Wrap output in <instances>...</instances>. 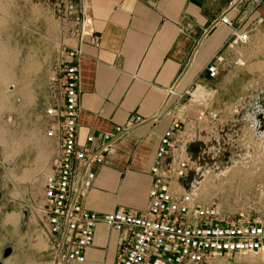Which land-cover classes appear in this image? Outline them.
<instances>
[{"label": "crops", "instance_id": "1", "mask_svg": "<svg viewBox=\"0 0 264 264\" xmlns=\"http://www.w3.org/2000/svg\"><path fill=\"white\" fill-rule=\"evenodd\" d=\"M63 2L73 8L77 26L64 34L62 45L63 60L70 49L79 50L73 60L79 141L84 144L93 135L91 149L96 150L103 134L127 128L103 155L82 207L99 214L116 209L143 213L156 180L151 169L164 132L181 124L168 160L194 150L188 140L179 146L194 130L186 91L200 85L213 93L216 103H228L235 100L231 88L264 75V54L256 59L257 48L264 46V0ZM223 15L231 25L220 23ZM86 23L96 35L94 42L85 33ZM234 32L249 33L248 42L228 47ZM211 63L217 67L214 78L207 72ZM128 237V229L118 232L98 223L82 264H117Z\"/></svg>", "mask_w": 264, "mask_h": 264}, {"label": "rangeland", "instance_id": "2", "mask_svg": "<svg viewBox=\"0 0 264 264\" xmlns=\"http://www.w3.org/2000/svg\"><path fill=\"white\" fill-rule=\"evenodd\" d=\"M5 2L11 18L0 13V264H57L40 213L42 177L56 152L44 136V110L59 98L63 37L77 26L63 0ZM263 51L257 48L256 59ZM263 89L260 75L231 88L235 100L228 103H216L211 91L205 100L187 96L194 130L179 146L188 140L194 150L186 151L190 170L179 182L223 214L242 211L264 225V133L257 136L249 117ZM201 111L218 117L198 120ZM205 264H264V255H223Z\"/></svg>", "mask_w": 264, "mask_h": 264}, {"label": "built area", "instance_id": "3", "mask_svg": "<svg viewBox=\"0 0 264 264\" xmlns=\"http://www.w3.org/2000/svg\"><path fill=\"white\" fill-rule=\"evenodd\" d=\"M220 23L231 25L227 15L221 17ZM88 36L96 41L95 33L89 31ZM248 37L247 32H234L227 46L246 44ZM78 54V49L66 53L60 70L59 98L44 110V136L55 142L56 152L50 171L42 177L40 213L46 235L54 239L57 264L84 263V251L92 246L98 223L114 231H129L117 264H205L223 255H264V225L258 219L242 211L225 215L217 205L203 203L196 188L180 184L179 180L188 176L189 158L168 160L171 147L177 143L175 134L180 123L173 124L160 137L151 169L156 180L148 191L146 211L116 209L99 214L82 207L103 155L127 128L116 127L113 133L103 134L96 150L91 149L93 135H87L84 144L79 141L78 72L73 62ZM207 72L209 78H214L216 65L211 63ZM198 88L203 92L199 100H205L209 90L200 85L186 91L187 96L193 99L192 93ZM217 117L215 111L198 113V120ZM136 122L141 118L136 117ZM173 182L176 183L172 185Z\"/></svg>", "mask_w": 264, "mask_h": 264}, {"label": "bare ground", "instance_id": "4", "mask_svg": "<svg viewBox=\"0 0 264 264\" xmlns=\"http://www.w3.org/2000/svg\"><path fill=\"white\" fill-rule=\"evenodd\" d=\"M198 88L192 93V97L197 101L202 97L203 92ZM195 101V100H194ZM253 109L250 112V118L254 124V131L257 136L264 133V113L259 114L260 108L264 109V89L261 91V95L258 96L257 100L252 104Z\"/></svg>", "mask_w": 264, "mask_h": 264}, {"label": "clouds", "instance_id": "5", "mask_svg": "<svg viewBox=\"0 0 264 264\" xmlns=\"http://www.w3.org/2000/svg\"><path fill=\"white\" fill-rule=\"evenodd\" d=\"M9 5L5 2V0H0V13H7V18H11V14L8 12ZM3 21H0V25H2Z\"/></svg>", "mask_w": 264, "mask_h": 264}, {"label": "water", "instance_id": "6", "mask_svg": "<svg viewBox=\"0 0 264 264\" xmlns=\"http://www.w3.org/2000/svg\"><path fill=\"white\" fill-rule=\"evenodd\" d=\"M7 253H8V250H5V252H4V255L6 256V255H7Z\"/></svg>", "mask_w": 264, "mask_h": 264}]
</instances>
